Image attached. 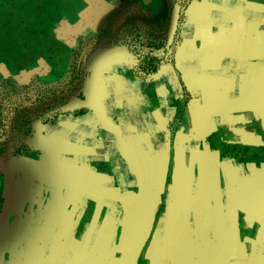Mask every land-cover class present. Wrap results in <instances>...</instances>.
Segmentation results:
<instances>
[{"label": "rangeland", "instance_id": "obj_1", "mask_svg": "<svg viewBox=\"0 0 264 264\" xmlns=\"http://www.w3.org/2000/svg\"><path fill=\"white\" fill-rule=\"evenodd\" d=\"M126 1L0 0V101L6 97L5 80L22 87L35 113L42 110L38 99L49 85L81 82L82 92L50 109L64 111L56 120H34L27 154L15 153L21 138L11 123L13 113L7 118L0 136V264H162L164 245L157 238L145 244L147 236L153 228L156 236L171 234L172 223L180 235L179 222L206 224V234L222 241L207 247L211 260L191 252L188 264H264V204L260 212L251 211L261 217L260 225L246 213L240 224L229 214L226 226L223 213L221 226V214L210 212L209 204L196 219L181 211L174 214L188 219H163L166 164L157 157L167 159L172 148L177 120L169 105L176 91L168 81L173 75L181 81L174 44L193 0H136L152 22L147 34L163 39L160 48L122 44L115 27L135 6H121L112 19L111 14ZM130 48L151 50L160 59L147 79L132 72L139 55ZM113 76L152 83L145 90L147 109L126 110L128 86L109 85ZM161 91L163 109L156 102ZM47 103L55 105L52 99ZM133 146L136 155L128 152ZM137 159H147L148 170L142 171ZM184 231L190 234V228Z\"/></svg>", "mask_w": 264, "mask_h": 264}, {"label": "crops", "instance_id": "obj_2", "mask_svg": "<svg viewBox=\"0 0 264 264\" xmlns=\"http://www.w3.org/2000/svg\"><path fill=\"white\" fill-rule=\"evenodd\" d=\"M174 61L181 81L173 75L168 83L176 91L169 105L176 129L167 159L157 157L166 164L163 219H188L187 214L176 216L177 211L196 219V212L207 211L209 204L210 212L221 214V226L225 220L227 226L229 214L237 224L244 222L246 213L260 225L261 217L251 211L260 212L264 204V0H193L174 44ZM108 82L128 86L126 110L147 109L145 90L152 83L133 76L108 77ZM109 85L108 94H115ZM157 94L163 109L165 93ZM86 95L89 102L91 94ZM135 147L128 152L136 155ZM136 161L148 170L147 159ZM246 202L259 207L248 208ZM179 223L190 234L176 235L172 223L167 225L171 234L158 237L153 228L145 244L157 238L164 245L162 264H188L191 252L211 260L207 247L222 241L206 234V224ZM155 226L160 229L161 223Z\"/></svg>", "mask_w": 264, "mask_h": 264}, {"label": "trees", "instance_id": "obj_3", "mask_svg": "<svg viewBox=\"0 0 264 264\" xmlns=\"http://www.w3.org/2000/svg\"><path fill=\"white\" fill-rule=\"evenodd\" d=\"M131 5H134L135 7H132L131 12L124 15V17H122V19L118 21L115 27V32L118 34L119 38L123 40L122 44L128 45L130 47H132V44H136L134 46H137V44H141L142 46L152 48H160L164 46L163 39L156 40L155 36H152L153 34H147L145 28L147 27L148 22H151L149 14L137 4L136 0H128L118 5V7H116L112 12L111 19L113 18V16H115V13L119 8H121V6L129 7ZM131 50L139 55L138 68H133L132 72L134 73V75L141 79H147V76L150 74V72L156 70L158 66L157 62L160 59L156 56H152L150 54L152 52L151 50L148 51V53H142L136 48H132ZM152 59L156 61L157 65L155 63H152ZM9 86L11 88H9ZM26 87L29 88V85L24 86V88ZM2 88L6 90V97L4 98V101L3 99L0 101V109H3V111H0V136L5 134L7 118L10 113H13L11 123L21 138L19 145L15 149V153L19 154L28 153V146L25 140L32 132V123L34 122V120L40 119L41 121L45 122L56 120L60 114L64 113V111L55 110L50 112L51 108L60 106L62 104L64 105L67 99L70 97L76 95H78L79 97L82 96V92L80 89L81 82L72 83V86L69 85V83L49 85L43 89L45 93L44 96L38 99V101H40V103L42 104V108H40L42 110L39 111V109L37 110L39 111V113H35V111H33V109H31L27 104L26 97L22 95L21 92L24 91L21 90L22 87H19L15 84L9 85V81L5 80L2 84ZM49 99L55 101L54 106L50 107L48 103L47 105H44ZM48 106L50 107L49 109H47Z\"/></svg>", "mask_w": 264, "mask_h": 264}, {"label": "water", "instance_id": "obj_4", "mask_svg": "<svg viewBox=\"0 0 264 264\" xmlns=\"http://www.w3.org/2000/svg\"><path fill=\"white\" fill-rule=\"evenodd\" d=\"M175 25H176V18L174 17L171 24V30H174Z\"/></svg>", "mask_w": 264, "mask_h": 264}]
</instances>
